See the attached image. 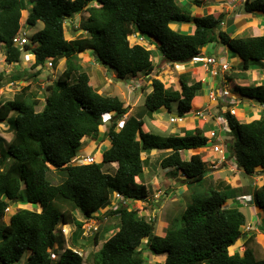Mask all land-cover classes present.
Listing matches in <instances>:
<instances>
[{"label": "trees", "instance_id": "1", "mask_svg": "<svg viewBox=\"0 0 264 264\" xmlns=\"http://www.w3.org/2000/svg\"><path fill=\"white\" fill-rule=\"evenodd\" d=\"M190 2L198 7L201 1ZM84 10H88V17L82 30L88 36L68 41L65 20ZM24 11L28 16L21 23ZM244 11L264 16V0H245ZM224 21V13L192 17L178 0H0V49L8 65L20 63L22 51L34 55L31 69L38 68L35 75L48 62L53 66L66 60L65 69L48 87L50 94L41 111L36 110L40 101L30 85L0 106V121H6L13 130L5 151L0 153V264H18L24 256L23 264H86L74 252L80 248L84 224L76 219L75 212L84 220L92 219L110 206L115 193L131 202L145 201L149 192L144 179L148 164L144 153H166L159 166L175 174L180 171L186 184L205 179L210 171L201 156H183L186 151L207 146L202 128L167 137L143 130L144 117H151L162 107L170 110L173 102H177L179 117L188 113L192 100L203 89L201 81L191 79L187 72L178 78L180 89L174 90L151 79L142 112L127 117L117 129L129 106L118 97L99 94L89 84L77 55L91 51L97 62L123 80L151 75L157 53L162 64H185L196 59L206 45L217 43L241 60L237 78L245 80V73L253 65L264 66V35L231 37L221 30ZM38 22L43 23L42 30L33 34L21 50L13 38ZM184 23L194 26L192 34L173 27ZM136 34L147 36L154 49L131 44L129 37ZM2 79L0 73V82ZM233 90L264 106V83L236 84ZM110 114L112 122L104 137L111 143L101 161L75 164L82 140L98 139L103 117ZM221 115L227 122L230 140L226 149L234 165L245 176L254 177L257 172L264 175V115L250 122L239 121L228 111ZM110 164H115L112 174L102 169ZM61 171L66 177L53 184L50 175ZM229 189L193 193L191 202L164 236L155 235L153 219L147 220L136 210L122 204L108 209L106 215L118 217L119 224L95 235L94 244L98 245L103 233L117 229L103 240L91 264H149L144 247L153 256H165L163 263L155 264H264V258H258L252 247L254 234L242 231L246 217L228 204L239 197L235 189ZM252 197L254 206L264 210V184L253 191ZM9 203L38 206L40 210L18 209L5 215ZM60 225H72L76 230L70 248L54 260L52 252L61 243L57 232ZM240 238H246L244 251L229 254V248Z\"/></svg>", "mask_w": 264, "mask_h": 264}, {"label": "rangeland", "instance_id": "2", "mask_svg": "<svg viewBox=\"0 0 264 264\" xmlns=\"http://www.w3.org/2000/svg\"><path fill=\"white\" fill-rule=\"evenodd\" d=\"M181 4L185 5L187 10L193 14H199L200 12L203 13V7L198 8L196 5L192 4L190 0H178ZM194 5V6H193ZM92 6L96 7V3H93ZM202 8V9H201ZM191 10V11H190ZM239 12V11H236ZM255 15V14H254ZM28 16V11H24L21 14V19L20 22L23 23L25 22L26 18ZM88 17V10L81 11L77 14H74L71 16V18L66 20V24L64 25L65 29V35L66 39L72 40L74 38L78 37H83V36H88L83 30H82V25L86 22ZM229 18H232L231 15ZM232 20V19H231ZM247 23L253 22L257 24L258 26V20L256 19L255 21L252 20L250 21L247 20ZM180 25V24H177ZM227 26V27H226ZM234 28L237 27V25H233ZM225 27L226 29L230 26H228V23L225 21ZM43 28V23L38 22L35 27L31 28H25L26 32V37L29 40L33 34L36 32L42 30ZM231 31V30H229ZM264 34V33H263ZM129 40L131 44H142L147 49H154V45H151L150 42L147 40L140 42L137 39H134L133 36L129 37ZM206 49H203L205 48ZM205 47H203L201 50L206 56L210 55H217L219 57H223L224 62H227L230 64V69L229 71L223 75L224 79L227 80L226 84L232 93V96L235 95L236 98V104L235 106L230 105V104H224L227 107L232 106L234 110H236V117L239 121L243 122H250L252 120L258 119V117H261L264 115V109H261L259 105L256 103L254 104L252 101H248L244 99L241 96H238V93L233 90L234 85H255L257 83H261L264 81V66H252L250 70V73L248 72V75H246V79L248 81H240L239 78H237V75L240 74V71L238 70L239 65V60L235 56V54H232L230 51L226 49V47L217 44V43H212L208 44ZM30 54L29 52L22 51L21 53V60L22 64L19 65L18 67H13L9 68L7 67V63L4 60L3 57V51L0 49V73L3 76L2 81L0 82V104L3 103L6 100H9L12 98L13 93H17L22 87L25 85H30V91L33 94L37 95V98L40 101L39 106L36 108L37 111L42 110V106L44 103V99L50 94V90L48 87L54 83L62 71L64 70L66 63L59 64L60 61H63L65 59H61L59 61H56L55 64H53L52 67H48L46 63L45 68L41 69L40 72H38L37 75H35V72L38 71V68L36 69H31L29 63L27 60H25V55ZM94 54H91V51H86L85 53L78 54L77 59H86L85 64H84V70L82 71L86 72L90 77L91 81V86L92 87H99L100 90L104 93V96H109V97H118L126 106H129V112L127 115H125L120 121L117 122V129H119L124 122V120L132 115H138L139 113L142 112L143 110V105L145 98L147 94L151 91L150 87V81L151 79H158L161 82L164 83L165 87H172L174 90H179V76L181 74L191 72L192 68L185 63V64H162L161 61H158L157 56L159 54H156V57L153 59L154 61V70L151 73V75L144 76L143 74L136 75L134 77H127L123 80L118 79L117 77L114 78L113 75H115V72L109 68V67H104L101 63L97 62V60L94 59ZM157 58V59H156ZM30 61V60H29ZM32 61V60H31ZM79 61V60H78ZM29 65V66H28ZM259 67V68H258ZM26 69L29 72L23 73L20 76H16V71L17 69ZM197 68V67H196ZM191 69V70H190ZM200 70V69H197ZM256 71V72H255ZM194 72V71H193ZM190 73V77L193 80H198L201 78V73ZM260 72V74H259ZM27 74V75H26ZM211 81V80H210ZM231 81V82H230ZM103 83V84H102ZM222 84H220L221 86ZM94 88V89H95ZM219 88V87H218ZM97 90V89H96ZM205 93V87L203 92H199L197 97H203ZM195 98V109L192 111L194 114L196 111L199 110H204L207 108L210 100H208L206 97L203 98ZM222 103H220L216 108L211 109L209 111L210 114H212L213 118L212 120L216 122L218 116H220L221 113L229 110V108L224 109L223 111L220 110V107ZM263 107V106H262ZM264 108V107H263ZM231 114V113H230ZM154 119L151 117H144L143 122L144 125L151 128V120H158L159 124L157 126L161 128L164 131L168 132H154L151 131L152 133L156 134L157 136L160 137H167L170 136V131L174 129L175 127H178L179 125L171 123L170 118L173 116H178V109H177V102H173L171 104L170 110H167L166 108L162 107L159 110L155 111L152 114ZM16 117V114L13 115V118ZM184 121V124H187L191 121V119H186V114L185 117L181 118ZM198 117L194 116V119H192L193 122H195ZM15 119H13L14 121ZM104 125L101 128V134L98 139L93 140L90 138H86L82 140V144L80 147V150L77 152L76 157H81V156H87V155H94L96 158V162L101 161L102 154L105 150H107L110 147V139L105 138L104 134L107 133L108 127L112 122V117L110 115H106L103 117ZM8 123L4 121H0V153L4 152L6 149V144L8 143L9 139L13 135V130L11 132V129L8 128ZM201 125V123H200ZM216 125L212 127L218 134V137L221 139V132L218 127H215ZM143 129L144 126H143ZM204 129V128H203ZM206 131H204L205 133ZM189 134L191 132H188ZM180 134V133H179ZM186 132L184 133V135ZM183 136V135H182ZM224 143L228 140H230L228 134L224 135ZM100 144V145H99ZM224 144V145H225ZM211 145H207L202 151V155L208 151L209 147ZM205 152V153H204ZM159 153V152H158ZM160 154V153H159ZM183 156L186 158V155L183 154ZM146 168V167H145ZM236 168V167H235ZM103 171L108 172V173H114L115 170V165L110 164V165H103L102 167ZM156 170L155 173L157 175L161 174L163 175L164 170H169L168 172H171L172 169H162L159 165L154 168ZM230 165H221L216 167L213 170H209L210 172H218L221 173L220 175L226 176V174L229 175L228 181L226 182L225 180L218 179L214 182L212 180L213 176H210V172L207 173L205 179L198 184H186L183 179V175L180 172V176L178 173L173 174L172 177H167L163 178L162 182L159 183V188H163V192L160 194L154 193L155 189L153 187V181L150 180L149 176H146V183L148 184L146 187L148 189L149 195L148 198L143 201V202H127L129 204L130 209H135L140 215H143L147 220L148 218L153 219V227H154V234L158 236H164L166 231L171 225V222L180 215V213L187 207V205L191 202V195L193 193H204L208 192L210 189H215V190H222L225 188H229L231 190H234L236 188H241L242 189V194H248V198L245 199L243 196L239 194V192L236 191L237 195L239 196L238 201L230 203L228 201V204H232L233 206L236 207L238 204L239 206L237 207L246 217V226L242 230L244 233L245 232H250L254 234V242L252 244V247L255 251V254L258 258H264V210H260L259 212L254 211V204H253V191L264 184V175L260 174L257 172V174L253 177H248V176H240V173H237L235 169L233 168L232 170ZM145 171V169H144ZM147 171V169H146ZM146 174H153L152 171L148 170ZM153 176V175H152ZM151 176V177H152ZM50 177L53 178L49 179L53 184H59L62 182V179L66 177V173L64 172H59L55 173L53 172ZM214 178V177H213ZM145 179V176H144ZM239 180V183L236 184V182ZM219 181L221 184L219 185ZM241 184V186H240ZM165 186L171 187V190H166L164 189ZM240 186V187H239ZM229 189V190H230ZM183 190V191H182ZM153 191V193L151 192ZM186 191V193H184ZM157 192V191H156ZM166 192V195H163V193ZM182 192L184 194H182ZM159 196V197H158ZM158 199L160 202H156L155 205L154 203L151 202L149 203V200L152 199ZM243 197V198H241ZM241 204V205H240ZM18 209H29V210H37L39 211L40 209L38 206H31V205H16L12 204L10 211L15 212ZM110 209V207H107L105 210H101L97 214H95L94 218L84 220L83 216L79 212H75V217L76 219L83 221V227L82 231L80 234L79 238V245L80 248H77L76 251L80 252L81 257L84 259V263L86 264H91L92 260L94 258V254L97 252V250L100 248L101 244L103 243V240L108 239L114 232L115 230H110L106 233H103V239L100 240L98 245L94 244V237L97 235V233L100 234L102 233L104 228L107 227H113L116 228L118 227L119 220L118 217L115 216H108L106 215V212ZM256 210V209H255ZM145 215V216H144ZM3 221H7L6 218L3 219ZM75 227L72 225H60L58 227L57 232L60 233L59 239L61 240V243L56 245L55 250L52 252V258L54 260H57L59 255L65 251L66 249L70 248L71 245V237L75 233ZM246 238H240L238 241L235 243L234 246L229 248V254H233L235 251H238L239 253H242L245 249ZM144 245V244H143ZM142 245V246H143ZM143 253L147 257L149 264H155V263H163L165 256H153L147 248H143ZM26 261V257H22L20 262L18 264H23Z\"/></svg>", "mask_w": 264, "mask_h": 264}, {"label": "crops", "instance_id": "3", "mask_svg": "<svg viewBox=\"0 0 264 264\" xmlns=\"http://www.w3.org/2000/svg\"><path fill=\"white\" fill-rule=\"evenodd\" d=\"M201 2H200V5L198 6V8H200V7H203V15H202V13L200 12L199 14H193L192 12H191V16L192 17H201V16H204V15H207V14H219V13H224L225 14V21H226V23H228V26H230V27H228L227 29H226V27H225V21H224V23H222V25H221V30L222 31H225L226 33H228L231 37H257V36H261V35H264L263 33H264V16H260V15H254V14H243V12H244V9H243V5H245V0H200ZM194 6V5H193ZM191 11V10H190ZM236 11H239V12H236ZM230 15H231V17L232 18H229L230 17ZM232 19V20H231ZM250 19V21H252V20H258V26H257V24H255V23H253V22H249V23H247L246 21L247 20H249ZM237 25V27L236 28H234V26L233 25ZM173 27H175L176 29H178V30H180V31H184V32H188L189 34H192L193 32H194V26L192 25V24H180V25H177V24H174L173 25ZM229 30H231V31H229ZM224 47H226V46H224ZM203 49H206V47L205 48H203ZM202 49V50H203ZM226 49L229 51V48L228 47H226ZM201 50V54H203L204 55V53H203V51ZM85 53V52H84ZM82 54V53H81ZM91 54H93L92 52H91ZM216 55V54H215ZM236 56V55H235ZM4 57V56H3ZM237 57V56H236ZM25 60H27V62H30L29 63V65H30V67H31V65H33V63H34V55H29V54H26L25 55ZM158 58V59H157ZM157 60L158 61H160L161 60V57H160V55L159 56H157ZM222 59H223V57H221ZM238 58V57H237ZM94 59L96 60V56H94ZM30 60V61H29ZM32 60V61H31ZM79 61H78V64L80 65V67H82V69L84 70V64H85V60L86 59H81V58H79L78 59ZM238 60H239V58H238ZM23 62H22V60L20 61V63H18L17 65H12V66H10V65H8V64H6L7 65V67H9V68H13V67H18L19 65H21ZM63 63H66V60H63V61H60L59 62V64H63ZM189 66H190V68H192V71L190 72V73H192L193 71V73L194 74H197V73H201V76L202 77H204V75L205 74H203V71H200V70H197L198 68H195V67H193V64H192V62H189V63H187ZM239 65H237L239 68H238V70L240 69V66H241V64H242V62H241V60H239V63H238ZM28 65V66H29ZM170 65V64H169ZM262 67V66H261ZM259 68V67H258ZM44 69V68H43ZM65 69V68H64ZM18 71H16V76H20V75H22L23 73H25L26 71L27 72H29L28 70H26V69H17ZM26 70V71H25ZM191 70V69H190ZM34 71V70H33ZM250 71H252V70H249V71H247L245 74H247L248 75V72L250 73ZM115 72V71H114ZM256 72V71H255ZM86 73V72H85ZM259 74H260V72H259ZM27 75V74H26ZM88 75V74H87ZM89 76V75H88ZM113 77L114 78H116V73H115V75H113ZM148 77V76H147ZM264 77V76H263ZM90 79H91V77L89 76V84L91 85V81H90ZM207 80H208V82L207 83H205L204 85H203V89H202V92H203V90H204V87H205V93H204V95H203V97H206L207 98V93H208V91H209V89H211V88H213V84L215 83V80L214 79H209V78H206ZM211 80V81H210ZM240 81H248L247 79H245V80H240ZM210 82V83H209ZM261 83H264V81L263 82H261ZM103 84V83H102ZM28 85V84H27ZM27 85H25V86H27ZM218 85V83H216L215 84V86H214V88L216 87ZM24 86V87H25ZM93 88H95V87H93ZM97 89V90H96ZM219 89V88H218ZM95 90L99 93V94H101V95H103L104 93L100 90V88L99 87H97V88H95ZM14 94H16V93H13V96H14ZM13 96H12V98H13ZM239 96V95H238ZM197 97V96H196ZM195 97V98H196ZM203 97H197V98H203ZM11 98V99H12ZM194 98V99H195ZM11 99H9V100H11ZM194 99L192 100V103H191V110L189 111V113H187V115H186V119L188 120V119H191V121L189 122V123H187V124H185V125H183L184 124V122L183 123H178L177 125H179L178 127H175L174 129H172L171 131H170V135H175V134H177V135H180V136H182V135H184V133L185 132H192L195 128H197V127H200V128H204L203 130L204 131H206L207 130V128H209V129H211L213 126H214V121H212L211 119H208V121H204V120H201V119H197L195 122H193L192 121V119H194V117H193V110L195 109V102H194ZM244 99H246V98H244ZM246 100H248V101H251V100H249V99H246ZM7 101V100H6ZM44 101H45V99H44ZM5 102V101H4ZM254 104H255V102L254 101H252ZM2 104V103H1ZM1 104H0V106H1ZM125 105V104H124ZM221 105H223V104H221ZM126 106V105H125ZM218 106V103H214V102H209V104H208V106H207V108H205V109H208V111H210L211 109H214V108H216ZM224 108H227L225 105H224V107H222L221 106V108L220 109H223L224 110ZM260 108L261 109H263L261 106H260ZM154 117L155 116H153L152 115V119H154ZM259 118V117H258ZM4 122H6V121H4ZM200 123H201V125H200ZM157 124H159V121L158 120H156V121H154V120H151V124H150V126H151V128H149V127H147V126H145L144 125V128L145 129H143L145 132H150V131H154V132H168V131H164V130H162L161 128H159L158 126H157ZM175 124V123H174ZM8 128H10V125H8ZM11 129V128H10ZM202 130V131H203ZM11 132H12V130H11ZM180 133V134H179ZM11 136H13V135H11ZM12 138V137H11ZM11 138L9 139V141L11 140ZM86 139V138H85ZM8 141V142H9ZM100 145V144H99ZM205 151V150H207V149H204V148H201V149H199V150H196V151H194V152H184L183 154L184 155H186V159H188L190 156H191V154H193V153H198L200 156H201V158L204 160V161H207V160H211V161H215L216 160V156L215 155H212L211 154V152H210V150H208V151H206V153L204 154V155H202L201 153H202V151ZM228 153V152H227ZM166 155V153H157V152H155V151H152V152H150V153H144L143 155H142V157H143V159H147L148 160V164H147V167L146 168H144L145 169V181H146V176L148 175L149 176V178H150V180L151 181H153V187H154V189H155V194L156 193H158V194H160L161 192H163V188H159V183L158 182H162L163 181V178H167V177H172L173 176V174L171 173V172H168L167 170H164V173H163V175H157V173H155L156 172V170L154 169V168H156V166H158L159 164H160V161H161V159L164 157ZM213 159V160H212ZM226 165H230L231 166V169L230 170H232L233 168L234 169H237V167L234 165V163H233V161H232V159L231 158H229V156L227 155V162L225 163ZM225 164H223V165H225ZM115 165V164H114ZM236 167V168H235ZM146 169H147V171L148 170H150V171H152L153 172V174H146ZM237 173H240V176L241 175H243L244 176V174H242V172L241 171H238V170H235ZM178 174H179V176H180V172L178 171L177 172ZM209 174H211L210 176H213L212 177V180H214V182L217 180V178L218 179H222V180H225L226 182L228 181V177H229V175L228 174H226V176L224 175V176H222V175H220L221 173H218V172H210ZM153 175V176H152ZM152 176V177H151ZM181 178H182V176H180ZM237 183H239V180L236 182V184ZM221 184V182L219 181V185ZM145 185L147 186L148 184L145 182ZM240 186H241V184H240ZM239 186V187H240ZM164 189H165V191L166 190H171V187H168V186H165L164 187ZM235 189H236V191L237 192H239V194L241 195V196H247L248 197V194H247V192H246V194H242V189L241 188H236L235 187ZM157 191V192H156ZM183 191V190H182ZM152 193H153V191H151ZM184 193H186V191L184 192ZM183 192H182V194H184ZM163 195H166V192H164L163 193ZM148 196H150L149 194H148ZM159 197V196H158ZM158 197L156 198V199H152V200H149L148 202L149 203H151V202H153L154 204L153 205H155V203L158 201V202H160V200L158 199ZM148 198V197H147ZM242 198V197H241ZM239 199V198H238ZM237 201V200H236ZM230 203H232V201H230ZM241 205V204H240ZM239 205L237 204L236 205V207H238ZM256 209V210H255ZM254 211H256V212H259L260 211V209L259 208H256L255 206H254V209H253V213H254Z\"/></svg>", "mask_w": 264, "mask_h": 264}, {"label": "built area", "instance_id": "4", "mask_svg": "<svg viewBox=\"0 0 264 264\" xmlns=\"http://www.w3.org/2000/svg\"><path fill=\"white\" fill-rule=\"evenodd\" d=\"M134 39L139 40L140 42L145 41V37L142 35H133ZM13 43L20 47L21 49L24 48V46L28 43V39L26 37V32L21 31L19 32L14 38H13ZM193 64H197L199 68L203 71L205 76L201 79L202 82L206 81V78H216L219 76L220 73H225L226 71L229 70L230 65L227 62H224L221 58L215 56V55H210V56H203V57H198ZM48 67H52V64L49 62ZM227 98H230L229 91L226 90L224 87L220 89H215L214 87L210 89L208 92V99L211 102H224ZM231 101L230 103L234 104V99L230 98ZM235 110L233 108L229 109V113H231L232 116L234 115ZM195 116L198 117L201 120L208 121V119L213 118L212 114L208 112V110H201V111H196ZM213 121V120H212ZM171 123H182L183 120L179 117L173 116L170 118ZM216 125L215 127H218L221 132V139L218 137V134L215 130H211L207 128L206 132L203 134L206 139H207V145H211L208 150H210L212 155L216 156L215 161L207 160L204 161L207 165V168L209 170H213L218 166H221L222 164H225L227 162V149H226V144L224 143V135L227 133V122L224 116L220 115L218 116L216 122H214ZM225 144V145H224ZM213 160V159H212ZM77 163L81 164H93L96 161V158L94 155H87V156H81V158L75 160ZM248 197H245L247 199ZM127 202H131L129 200L124 199L120 194L115 193L113 196V202L110 204V209L116 208L119 204H122L126 207H129V204ZM11 203L8 204V206L5 208V215H8L11 211ZM77 253L79 256H81L80 252L74 251Z\"/></svg>", "mask_w": 264, "mask_h": 264}, {"label": "clouds", "instance_id": "5", "mask_svg": "<svg viewBox=\"0 0 264 264\" xmlns=\"http://www.w3.org/2000/svg\"><path fill=\"white\" fill-rule=\"evenodd\" d=\"M69 19V18H68ZM67 20V19H66ZM66 20H65V22H64V25L66 24ZM21 31H25V28L24 29H21ZM20 31V32H21ZM146 39V38H145ZM148 42H149V39H146ZM28 43H29V40H28ZM27 43V44H28ZM142 45V44H141ZM21 49V48H20ZM22 50V49H21ZM230 51V50H229ZM3 56H4V54H3ZM199 56L200 57H203V56H206L205 54L203 55V54H199ZM198 56V57H199ZM215 56H217V55H215ZM197 57V58H198ZM207 57V56H206ZM217 57H219V56H217ZM196 58V59H197ZM219 58H221V57H219ZM196 59H194V60H192L191 62H192V64H193V62L196 60ZM222 59V58H221ZM5 60V59H4ZM223 61H224V59H222ZM49 63V62H48ZM230 65V64H229ZM47 66H48V64H47ZM193 67H197L198 69H200V71H202L201 70V68H199V66L197 65V64H193ZM229 69H230V67H229ZM229 71V70H228ZM228 71H226L225 73H220L219 74V76L218 77H216V78H212V79H214L215 80V83L213 84V87L215 86V84L216 83H218V85L215 87V89H218V87H219V89L220 88H222V87H224L226 90H228L229 91V94H230V98H233L234 99V104H232V103H230V101H231V99L230 98H227L224 102H219V101H217L216 103H218V105L220 104V103H222L223 105H222V107H224V104H230V105H233V106H235V105H237L236 104V98H235V95H233L232 96V93L230 92V90H229V88H228V86L226 85V84H228L227 83V80L226 79H224V76L223 75H225ZM204 74V73H203ZM205 76V75H204ZM203 77H201V78H199L198 80L199 81H201V79H202ZM209 79H211V78H209ZM202 82V81H201ZM208 82V80L206 79V81L205 82H202V84L204 85L205 83H207ZM210 83V82H209ZM220 84H222L221 86H220ZM209 91H210V89H209ZM208 91V92H209ZM208 94V93H207ZM207 99H208V95H207ZM209 100V99H208ZM215 103V102H214ZM227 107V106H226ZM231 107L232 106H230V107H227V108H229V109H231ZM262 107V106H261ZM264 107V106H263ZM262 107V108H263ZM221 108V107H220ZM227 108H224V109H227ZM264 109V108H263ZM204 110H208V109H204ZM221 111H223V109H220ZM199 111H201V110H199ZM228 112H229V110H227ZM227 111H225V112H227ZM236 111V110H235ZM209 112V111H208ZM189 113V112H188ZM224 113V112H223ZM186 115H187V113H186ZM221 115V114H220ZM195 116V114H193V117ZM176 117H179V116H176ZM183 117H185V115L183 116ZM179 118H182V117H179ZM184 122V121H183ZM182 122V123H183ZM175 124H178V123H175ZM203 130V129H202ZM203 134H204V130H203ZM79 158H81V157H76L75 158V160H77V159H79ZM73 161L75 164H77V162L76 161ZM235 170H238V169H235ZM239 171V170H238ZM182 174V173H181ZM244 198L245 197H247V196H243ZM242 197V198H243ZM133 210H135V209H133ZM6 218V217H5ZM4 219V218H3Z\"/></svg>", "mask_w": 264, "mask_h": 264}, {"label": "water", "instance_id": "6", "mask_svg": "<svg viewBox=\"0 0 264 264\" xmlns=\"http://www.w3.org/2000/svg\"><path fill=\"white\" fill-rule=\"evenodd\" d=\"M245 8V5H243V9ZM243 14H248V12H243ZM146 39H149L147 36L145 37ZM45 68V67H44ZM243 174V173H242Z\"/></svg>", "mask_w": 264, "mask_h": 264}, {"label": "bare ground", "instance_id": "7", "mask_svg": "<svg viewBox=\"0 0 264 264\" xmlns=\"http://www.w3.org/2000/svg\"><path fill=\"white\" fill-rule=\"evenodd\" d=\"M234 115H236V111L234 112Z\"/></svg>", "mask_w": 264, "mask_h": 264}]
</instances>
